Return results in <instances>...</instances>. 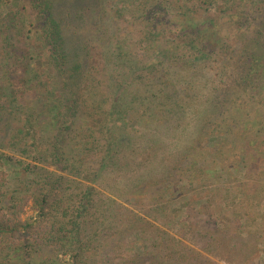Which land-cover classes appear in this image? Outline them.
I'll list each match as a JSON object with an SVG mask.
<instances>
[{
	"label": "trees",
	"instance_id": "16d2710c",
	"mask_svg": "<svg viewBox=\"0 0 264 264\" xmlns=\"http://www.w3.org/2000/svg\"><path fill=\"white\" fill-rule=\"evenodd\" d=\"M106 1L104 0V3L96 0L93 5L86 0H14V2L13 0H0V62L9 63L5 71L0 68V92H4L3 94L0 93V136L5 135L6 126H10V133L7 136L8 142H12L10 144L12 147L17 142L18 145L20 144L23 154H29V146H33L35 157H37L36 162L38 161L46 167L52 166L55 169V171H49L47 168L36 165H25L12 156L0 153V165L4 160L13 164L18 170V176L11 178L10 182L7 183L2 182L6 178V174L1 171L0 182L12 187L11 185L18 180L20 181V177L23 176L26 179L23 184L26 182L29 189L41 192L39 203L46 206L50 205L53 209L49 210L55 212L53 221L49 225L45 223L44 226L38 228L40 230L45 229L44 232L33 235L32 239L26 238L19 241L18 237L13 238L16 226L2 223L4 220L11 221L7 217L8 213L0 211V264H30L32 253L36 254L37 248L35 247L45 245L42 244L43 240L49 242L53 239H59L65 242V245L77 243L79 249H76L75 256L81 257V263L85 264V258H82L84 251L81 248L95 239L97 236L95 230L98 226L100 233L107 232L109 236L112 235L109 239L108 245H110L112 241L115 242L120 237L118 236L119 231L129 230L135 227L136 222H139L131 217L132 212L126 208L119 211L114 206L112 211H106L107 200H105V196H102L106 203L105 205L103 203L104 209L100 212L103 218L99 217L100 221L96 222L94 231L90 230L91 221L86 222L82 218L87 216L89 212H93L94 216L97 214L94 212L98 207L96 206L97 200L93 199L92 195L95 190L84 184H76L69 178L70 175L79 178L91 174H93L92 178L97 175L106 178L110 168L114 169V167L125 165L121 158L129 160L128 158L134 156L133 152H143L142 157H145L144 152L148 150V145L138 139H135L137 141L133 146L131 145V149H128L126 147L127 142L121 141L122 134H120V130L125 129L127 124L122 121L124 118L119 120L121 123L114 121V116H122L128 108L133 107L138 95L140 101H147L149 96L145 97L144 95L148 94L151 89L141 87H148L149 85V82L142 79L136 82L138 87L135 88L132 85L135 77L133 71V73L128 72V77L134 75L131 78V84L122 83L121 71L119 70L122 54L131 53L130 49L137 42L134 41L132 35H125L121 31L123 30L122 25H112V22L115 24L118 21L117 17L112 19V16L109 17V20L104 19V13L108 15L112 13L117 16L120 14L109 8ZM163 1L149 0L146 3L132 1L129 5V18L127 20L133 26L137 24L141 28L140 36L142 39L140 42H146L145 49H154L153 54L156 55L155 58H159L161 65L164 62L167 63L165 77L175 73L174 68H178V62L185 61L183 55L179 59L174 58L175 50L178 47L186 48L187 51L192 52L191 60L193 62L211 60L214 64L212 69L215 76L212 84L197 86V90H204L207 87L212 90V95L207 102L201 100L198 104L203 116L210 114L207 119L199 120V124H197L196 117L194 120L188 119L187 111L183 107L186 97L178 98L176 90L171 92L170 90L167 91L166 87L164 88L162 93H171V95H167V99H169L168 103H172L174 106L170 110L173 112L170 115L171 120L175 121V117L184 120L183 126L177 120L173 127L169 128L168 131L171 129L170 134L172 133L169 137H174L173 139L182 137L181 139L184 138L187 141V137L194 134L195 138L185 147L188 152L185 155H183L184 147L172 141L168 148L162 149L161 158L166 157L170 148L165 159L175 160V164L165 159L161 160V164L164 171L171 173V175L176 173V169H178V172L181 173L190 172L189 177H191L199 168L205 182L211 176H218L222 179L226 176L229 158L224 159L223 165H219L218 175L214 171L216 164L197 158L201 151L207 148L205 147L207 142L204 143L201 136L208 133L207 128L211 126V123L215 125V121L211 119L215 116L222 117L224 115V112H220V107L224 106L225 102L229 105L230 103L233 104L232 99H227L231 88L234 86L233 76L231 71L230 73L226 71L233 67V69L239 68L241 62L238 61V64L234 66L229 65L228 59L231 57L227 52L229 39L228 36L223 38L217 28L222 26L227 28L230 25L229 20L234 19L235 29L240 31L241 21L245 18H236L233 15L236 13L234 7H229L227 10L226 5L219 6L217 2L220 0H188L192 12L198 16L197 19L192 18L193 21L188 25L180 21L174 23V16L169 15V10H172V14L179 15L178 7L183 8L188 5L179 3L181 0H175L172 5L166 0V3L163 4ZM193 1L197 3V8L194 7ZM240 4L244 5L245 13L251 11L254 14L252 15L253 20L255 23L257 22L255 27L250 28L249 34L254 37L250 36L247 39L253 41L254 49L253 51L238 52L237 49L232 48V55H241L242 53H246L247 56L250 55L248 58L246 56V61L250 67L245 68L246 74L244 76L245 70L241 74L244 83L250 80H260L264 83V0H248L247 3H244L243 0H237L236 6ZM10 7H14L15 10L11 11ZM2 10H4V14ZM4 20L8 21L7 31ZM88 25L95 26L91 36L87 33ZM257 27L258 29H254ZM26 28L32 32V35L34 34V37L24 33ZM126 30H130L129 24H127ZM167 32L172 33L169 38H167ZM1 37L5 39L2 40ZM130 37L131 40L127 42ZM239 40L240 44H244L240 37ZM149 43L151 45L147 46ZM159 48L165 51L166 57L161 55V52L158 51ZM258 50H262L259 56V52H256ZM97 62H101V65L99 64L95 76ZM126 62L132 64L134 60L129 57ZM152 67L155 66L152 65ZM242 67L245 66L242 65ZM101 71L107 75L104 77L101 75ZM157 74V78H163V75ZM197 74L198 72H196L195 79ZM253 74L258 75L253 78ZM187 81H185L187 88L182 91L185 93L192 91L190 86H195L193 81ZM129 95L131 98L125 100ZM107 98L110 101L108 106L105 105ZM162 98H166L165 93ZM21 103H24L25 106L21 107ZM207 105L208 112L205 111ZM17 108H20L19 112L16 110ZM189 110L191 111V107ZM190 111L188 112L190 113ZM226 119L227 115L218 118L219 126ZM118 123L122 126H119ZM14 124H20V129H18L21 134L20 139L16 133H11L14 130ZM157 135L159 136L160 133ZM158 140L159 138L155 140V143H158ZM155 149L154 147L152 151H149L150 154ZM165 151L166 154H164ZM149 152L147 153L149 154ZM188 154H191L192 157L188 158ZM134 160H138V158ZM136 163L137 161H133L132 165L124 170L131 175L126 178L125 192L139 191L152 181V187L139 193L150 190L159 196L158 190L161 186H158L157 180L153 179L154 172L148 168L140 170ZM167 175L165 178L171 182L173 179L169 177V174ZM133 176L136 177L131 178ZM111 182L113 186L111 189H118L113 179ZM70 184L75 187H70ZM68 187L69 189H67ZM198 188L200 187L196 188L197 192L202 190H198ZM70 192L76 194L77 199L72 198ZM9 203L11 206L18 204L16 200H10ZM156 204L158 205L157 202ZM228 204L226 203V207L231 213L225 212L222 217L224 221L228 219L229 222L233 223L234 219L230 215L236 209L232 206L233 203L232 205ZM163 207L162 200L161 204L155 207V210ZM13 208L9 207L12 213H16ZM210 211L212 215L214 211L211 208ZM115 212H119L121 217L116 219L113 215ZM105 213L109 217L106 218ZM68 217L69 219L66 221ZM200 225L205 230V233H202L203 237L200 235L202 240L198 242V244H203L199 248L201 251L205 249L213 258L217 256V259L240 264L239 259L236 258L238 255L235 250L239 251L240 242L226 238L224 234L221 237L220 235L216 237V232H220L219 229L215 228L216 226L208 229L204 226V222ZM27 226L28 228L25 229L31 228V225ZM190 228H197L196 223H188V229L191 232ZM235 228L234 225L231 227V229ZM226 231L228 230L224 228V233ZM99 232L98 234H100ZM233 233L236 234V232ZM136 234L134 239H145L141 237L143 235L138 229ZM147 234L158 239L154 232ZM145 246H149L150 249V245ZM174 252L183 257L187 249L184 245L177 244ZM190 252L195 259L193 263L215 264L203 252L191 249ZM112 253L114 256L124 254L122 249L119 252L113 249ZM150 254L153 255L152 251ZM111 260L116 264L123 263V259L119 256ZM101 263L108 264L102 260ZM92 264L97 263L93 261Z\"/></svg>",
	"mask_w": 264,
	"mask_h": 264
},
{
	"label": "rangeland",
	"instance_id": "374dc122",
	"mask_svg": "<svg viewBox=\"0 0 264 264\" xmlns=\"http://www.w3.org/2000/svg\"><path fill=\"white\" fill-rule=\"evenodd\" d=\"M99 1L104 2V0ZM132 1L146 3L149 0H107V6L120 14L117 16L112 13H109V15L104 13L103 15L106 20H109V17L112 16V19L117 17L118 21L115 22V24L112 22V25H122L123 30L121 31L125 35H132L134 41L137 42V44L130 49V51H132L131 53L126 52L122 54L119 69L121 71L122 83L131 84V78L135 75L132 85L137 88L138 85L136 82L142 79L149 82V85L148 87H141L149 88L151 91L144 95L145 97L147 95L149 96L147 101H140L138 95L133 107L128 108L127 112H124V115L122 116H114V121L120 122L119 120L124 118L122 121H124L127 126L125 129L120 130V134H122L121 141L127 142L126 147L128 149H131L133 144L137 141L135 139H138L141 140L140 142L148 145V150L144 152L145 157H142L143 152H133L134 156L128 158L129 160L121 158L125 165H121L116 168L114 167V169L110 168L106 178L102 175H97L92 178L93 174L87 177L84 176L79 178H77V176L75 177V175H70L69 178L76 184H84L95 190L92 192V195L93 199L97 200L96 206L98 207L97 210L94 211L97 214L94 216L93 212H89L87 216L82 218L85 219L86 222L91 221L90 230L94 231L96 222L100 221L99 217L103 218V216L100 215V212L104 209L103 207L106 203L102 196H105V200H107L106 211H112L114 206H116L119 211H122V208H126L132 212L131 217L139 222H136L135 227H132L129 230L125 229L119 231L118 236L120 237H118L117 241H112L110 245L108 244L112 235L109 236L107 232L104 234L103 232L100 233L98 226L95 230L97 234L95 239L81 248V250L84 251L82 258H85V260L88 261L86 262L84 260V263L92 264V262L95 261L97 264H102V260L108 264H116V262H113L111 259L119 256L123 259L124 264H189L190 262H192V264H201L193 263L195 259L193 254L190 252L191 249L203 252V254L211 259V261H214L215 264H235L234 262L226 261L224 259H217V256L213 258L211 254L209 256V253L205 251V249L203 251L199 249L203 246V244H198V242L202 240V233H205L204 228L200 227V224L204 222V226H206V228L210 229L216 226L215 228L220 230V232H216V237L217 235H220L221 237L222 234H224L226 238L228 237L240 242L241 247H239V251L235 249L238 255L236 258L239 259L240 264H250L251 260L255 256L253 254V248L255 247L248 246V242H244L247 240L242 238L243 227L241 211L243 203L242 198L239 195H241V192L245 189H248L249 191L264 190V83L260 80H250L244 83V80L241 78V74L245 68L250 67L246 61L247 55L246 53H242L241 55H232V48L237 49L238 52H246L247 50L253 51V41L247 39L250 36H253L249 34L250 28L257 25V22L255 23L252 17L254 14H252L251 11L245 13L243 4L236 6L237 0H220L217 2L219 6L226 5L225 7L227 10L229 7L236 8V13H233V15L236 18L240 17L245 19L241 21L240 31L235 29L234 19L229 20L230 25L227 28L224 26L219 27V29L217 28L223 38L228 36L229 39V43L227 45V49L229 50H227V52L231 55L228 59L229 65L234 66L238 64V61L241 62L239 68L233 69V67L231 70L228 69L226 71L227 73H230L231 71L233 76L232 79L234 81V86L231 88L227 96V99H232L233 104L230 103L229 105L225 102L224 106L220 107V112H224V115L222 117L215 116L211 119L212 121H215V125L211 123V126L207 128L208 133L201 136L204 143L207 142L205 145L207 148H204V150L201 151L200 156L197 158L216 164L214 166L216 175H218L217 172H219V165H223L224 159L229 158L226 166V176L222 177V179L218 176H211L208 177L205 182L199 168L194 175L189 177L190 172L181 173L178 172V169H176L177 172L171 175V173H166L162 167L161 160L167 157L170 150V148L168 151L166 149L167 154L166 151L164 153L166 154V157L161 158L163 148H168L169 144L173 141L174 143H179L184 147L183 155H185L188 153L185 147L188 143L194 141L195 138L194 134L188 136L187 142L184 138L181 139L182 137L177 139L169 137V135L172 134H170L171 129L168 131L169 128H172L177 120H179L180 125L183 126L184 120L175 116V121L171 120L170 115L173 112L170 110H172L174 106L172 103H168L169 99H167V95H171V93L164 92L166 98L163 99L162 95L164 93L162 92L166 87L167 91L170 90L172 92L173 90H176L178 98L182 99L183 97H186V100L184 99L185 102L183 103V107L187 111L189 116L188 119L194 120L197 118V124H199V120L207 119L210 114L203 116L201 114V107H199L198 104L201 100L206 103L212 95V90L207 87L204 90L199 89L200 92H198L199 90H197V86L201 84L207 85V83H213L215 72L212 67L214 64H212L211 60L193 62L191 60L192 52L187 51L186 48L178 47L175 50L174 58L179 59L183 55L185 61L181 60V63L178 62V68H174L175 73L165 77L164 73L166 71L165 67L167 63L164 62L162 65L160 64L161 62L159 58H155L156 55L153 54V48L145 49L146 42H140L142 39L140 36L141 28L137 24H135L136 26H133L132 23H129L127 20V18H129L128 7ZM174 1L175 0H166V2L170 5H172ZM243 1L244 3H247L248 0ZM86 2L94 5L96 0H86ZM166 2L164 0L163 4ZM179 3L187 4L188 6H184L183 8L178 7L179 15H175V13L172 14V10H169V15L172 17L174 16V23L180 21L181 23L184 22L188 25V23L190 24L193 21L192 18L194 20L197 19L198 16L192 12L193 10L191 9V4H189L188 0H181ZM14 7H10V10H15ZM194 7H198L195 2ZM2 12L4 14V10H2ZM127 24L130 25V30H126ZM4 25L7 31V20H4ZM88 26L89 28H87V33L91 36L92 29L95 26ZM254 29H258V27ZM24 33H26L27 36L32 35V32L29 31L28 28L24 30ZM170 34L172 33L167 32V38L170 37ZM32 36L34 37V34ZM239 37L243 40L244 44L239 43ZM1 39L4 40L5 38L1 37ZM130 40L131 37L127 40V42ZM4 45H6V43H4ZM148 45H151V43L147 44V46ZM158 51L161 52L163 57H166V53L165 51H162V48H159ZM209 51H211L210 48ZM256 52H259V56L262 50H258ZM106 56L108 57L107 54ZM249 56L250 55H248L247 58ZM129 57L134 60L132 64L126 62ZM97 63L98 64L95 67V76L97 74L99 64L101 65V62ZM8 65L9 63L7 62H0L1 70L5 71L6 68H8ZM152 65L155 67H152ZM242 65L245 67H242ZM144 66H146V68H143ZM132 71L135 72V74L128 77L129 73ZM196 72H198V74L195 79ZM157 73L163 75V78H157ZM245 74L246 70L244 71L243 76ZM101 75L105 77L107 73L101 71ZM257 75L258 74H253V78ZM187 80L193 81L195 86H190L192 91L185 93L182 91L187 88ZM161 83H163V85H161ZM130 89L132 90V87H130ZM0 93L3 94L4 92ZM130 98L131 96L129 95L125 98V100ZM51 103L54 102L51 101ZM105 105H110L108 98L105 100ZM20 106L22 107L25 105L24 103H21ZM190 107L191 111L189 110ZM206 107L207 110L205 111L208 112V105ZM228 107L230 108L227 111ZM119 109L121 110V108ZM16 110L19 112L20 108H17ZM188 111H190V113ZM225 115H227V119L220 123L221 125L219 126L218 118H223ZM14 125V130L11 133H16L17 137L20 139L21 134L18 131V129H20V124ZM118 125L122 126V124L120 125L119 123ZM10 129V126H6V134L0 136V153L12 156L13 158L20 160L25 165H36L47 168L49 171H55L52 166L46 167L38 161L36 162L37 157H35L33 146H29V154H23L22 148L17 142H15L12 147L10 145L12 142H8L7 136L8 133H10ZM158 133H160L159 136L157 135ZM129 134L133 136H130ZM158 138V143H155V140ZM154 147L156 148L155 151L150 154L149 151H152ZM158 147L160 149H157ZM156 150L158 151L156 152ZM147 152H149V154ZM187 157L191 158L192 155L188 154ZM137 158L138 160H134ZM133 161H137L136 165H139L140 170L148 168L154 172L155 175L153 179L157 180L159 183L158 186H161L158 190L159 196H156L154 192L150 190L139 193L152 187V181L147 183L145 188L140 189L139 191L130 192L134 194L125 192L126 178H129L131 175L124 172V170L127 167H130ZM166 161L173 162V164H175V160L167 159ZM1 171L6 174V178L2 181H5V183L10 182L11 178L18 176V170L16 167L4 160H2V164L0 165V172ZM167 174H169V177L173 179L171 182L165 178V176H168ZM135 177L136 176H133L131 178ZM112 179L116 182L118 189H111L113 188L111 182ZM25 180L26 179L21 176L20 181L18 180V182L12 184V187L0 182V211L8 213L7 217L11 220H4L2 223L16 226L13 238L18 237L19 241L26 238L32 239L33 235L44 232L45 229L40 230L38 228L44 226L45 223L49 225L53 221V217L55 215V212H51L49 210L53 209L50 205L46 206L45 204L41 205L39 203L41 192L29 189V186H26V182L23 184ZM70 187L75 186L70 184ZM197 187H200L198 190H202L197 192ZM67 189H69V187ZM70 195L72 198H76V194L73 192H70ZM10 200H16L18 204L11 206L9 203ZM162 200L164 207L162 209L159 208V210H155V207L159 206ZM66 203L71 205L68 202ZM226 203L227 205H229L228 203H230V205L233 203L232 206L236 209L235 212L230 215V217L234 219L233 223L229 222L228 219H225L224 221L222 217L225 212H230L228 207H226ZM257 205L258 204L255 202L251 205V207ZM9 207H14L13 211L16 213H12ZM220 207L222 208L218 210ZM210 208L214 211L212 215ZM113 215L116 219L121 217L119 212H115ZM107 217L109 216L106 214V218ZM67 219H69V217L66 218V221ZM192 222L196 223L197 228H190V232L188 229V223L190 224ZM27 225H31V228L25 229L28 228ZM233 225L236 226L235 229H231ZM8 226L11 227L10 225ZM224 228L228 230L226 233H224ZM137 229L140 233H142L143 236H140L145 238L144 240L134 239L137 235ZM98 232L100 234H98ZM149 232L156 233L158 239H154L152 235L148 236L147 233ZM233 232H236V234ZM60 242L62 241L59 239H53L49 242L43 240L42 244L45 245L35 247L37 248L36 254L32 253V261L30 264H83L81 263V257L75 256L76 249H79L77 243L73 245L71 242L66 241L71 244L65 245V242ZM177 244L184 245L185 249H187V252L183 254V257H180L174 252ZM145 245H150V249L149 246L146 247ZM113 249H116L117 252L122 249L124 254L114 256L112 253ZM150 251H152L154 256L150 254ZM169 253H171V255H169Z\"/></svg>",
	"mask_w": 264,
	"mask_h": 264
},
{
	"label": "crops",
	"instance_id": "0c3cea01",
	"mask_svg": "<svg viewBox=\"0 0 264 264\" xmlns=\"http://www.w3.org/2000/svg\"><path fill=\"white\" fill-rule=\"evenodd\" d=\"M242 198V238L253 246L254 258L250 264H264V190L245 189ZM257 206H252L254 203Z\"/></svg>",
	"mask_w": 264,
	"mask_h": 264
}]
</instances>
